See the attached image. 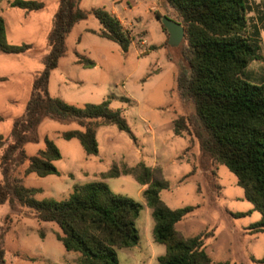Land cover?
I'll list each match as a JSON object with an SVG mask.
<instances>
[{
  "label": "rangeland",
  "instance_id": "rangeland-1",
  "mask_svg": "<svg viewBox=\"0 0 264 264\" xmlns=\"http://www.w3.org/2000/svg\"><path fill=\"white\" fill-rule=\"evenodd\" d=\"M13 1L0 0L7 41L32 45L34 50L19 55L0 53V137L4 140L10 139L14 121L25 112L34 78L44 69L48 35L59 8V0H36L44 2L46 8L27 13L10 7ZM259 2L252 1L249 18L251 25L256 24L260 30L263 60L249 65L247 77L253 83L264 84V15L257 10ZM113 6L117 8L115 16L132 36L128 51L91 32L102 28L91 15L68 36L67 54L51 72L49 91L76 107L110 101V109L121 112L133 137L115 126L99 127V154L87 156L77 139L68 141L61 135L80 130L77 124L45 119L38 127L39 141L27 144L24 150L27 157H33L45 148L46 138L53 141L62 156L54 163L60 174L27 175L25 163L15 169L14 176L26 188L41 190L36 199L63 201L75 186L102 181V174L114 166L133 168L143 163L159 167L168 182V189L160 194L162 201L170 209L195 208L176 225L183 238L213 234L205 239L213 263L261 264L264 234L255 235L249 229L261 214L245 199L236 176L226 166L206 160L202 168L193 133L184 137L174 133V121L189 116L193 107L184 109L177 93L179 65H186L181 54L185 40L177 48L170 47L169 34L156 18V14L166 16L167 5L163 0H82L81 4L86 11ZM169 15L174 17L172 11ZM153 45L159 49L148 51ZM78 57L98 67L84 68L76 64ZM3 152L0 148V163ZM104 182L113 193L130 197L144 207L136 221L140 242L134 248L117 249L119 264H159L166 248L154 240L155 223L142 186L132 175ZM57 233L60 228L56 223L38 220L26 207L18 206L13 211L8 203L0 206L6 264H79L80 255L67 251L56 239Z\"/></svg>",
  "mask_w": 264,
  "mask_h": 264
},
{
  "label": "trees",
  "instance_id": "trees-1",
  "mask_svg": "<svg viewBox=\"0 0 264 264\" xmlns=\"http://www.w3.org/2000/svg\"><path fill=\"white\" fill-rule=\"evenodd\" d=\"M163 1L168 12L165 17L169 18L172 11L171 20L185 30L181 54L186 65H179L177 93L184 109L193 107L189 116L174 121V133L181 137L193 133L202 168L206 160L226 166L236 176L245 199L261 214V219L249 229L255 235L264 234V84L253 83L247 77L249 65L263 60L260 30L256 24L251 25L249 18L254 0ZM81 4L82 0H59L43 57L44 69L34 78L25 112L14 121L10 139L0 137V148L4 149L0 206L8 203L13 211L18 206L26 207L38 220L56 223L60 228L56 239L67 251L80 255L79 264H119L117 249L134 248L140 242L136 221L144 207L130 197L113 193L104 180L132 175L146 187L142 194L152 210L153 237L166 248L159 264H234L212 262L205 239L213 234L185 239L176 231V225L195 208L170 209L162 201L160 194L168 189V182L159 167L143 163L133 168L114 166L102 174V181L75 186L63 201L36 199L41 190L26 188L14 176L15 169L25 163L27 175L60 174L54 163L62 156L53 141L46 138L45 148L33 157H27L24 150L27 144L39 141L38 127L45 119L77 124L80 130L61 135L68 141L77 139L87 156L99 154V127L115 126L133 137L121 112L110 109V101L76 107L53 97L49 91L51 72L67 54L68 36L91 15L102 26L100 31L91 32L117 43L124 52L133 42L112 12L105 8L86 11ZM10 7L31 13L45 9L46 4L14 0ZM257 10L264 15V0H260ZM156 18L161 22L160 14ZM163 31H167L164 26ZM158 49L153 45L148 51ZM33 50L32 45H12L7 41L6 23L0 16V53L19 55ZM76 64L84 68L96 66L80 57ZM5 255L4 238L0 235V264H6ZM260 263L264 264V257Z\"/></svg>",
  "mask_w": 264,
  "mask_h": 264
},
{
  "label": "water",
  "instance_id": "water-1",
  "mask_svg": "<svg viewBox=\"0 0 264 264\" xmlns=\"http://www.w3.org/2000/svg\"><path fill=\"white\" fill-rule=\"evenodd\" d=\"M161 22L169 34L168 45L172 48L179 47L185 38L184 27L166 17Z\"/></svg>",
  "mask_w": 264,
  "mask_h": 264
},
{
  "label": "crops",
  "instance_id": "crops-1",
  "mask_svg": "<svg viewBox=\"0 0 264 264\" xmlns=\"http://www.w3.org/2000/svg\"><path fill=\"white\" fill-rule=\"evenodd\" d=\"M153 8V7H152ZM109 11L110 12H112L114 15H115V13L117 12V8L115 7V6H113L111 9H109ZM118 17V16H117ZM96 66H95V68H97L98 67V65L97 64H95ZM146 189V187H142L141 188V191H143V190H145Z\"/></svg>",
  "mask_w": 264,
  "mask_h": 264
}]
</instances>
